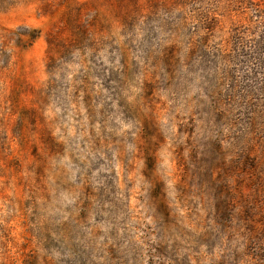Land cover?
I'll return each mask as SVG.
<instances>
[{"label": "rangeland", "instance_id": "rangeland-1", "mask_svg": "<svg viewBox=\"0 0 264 264\" xmlns=\"http://www.w3.org/2000/svg\"><path fill=\"white\" fill-rule=\"evenodd\" d=\"M0 264H264V0H0Z\"/></svg>", "mask_w": 264, "mask_h": 264}]
</instances>
